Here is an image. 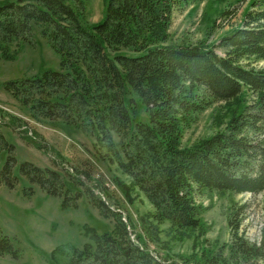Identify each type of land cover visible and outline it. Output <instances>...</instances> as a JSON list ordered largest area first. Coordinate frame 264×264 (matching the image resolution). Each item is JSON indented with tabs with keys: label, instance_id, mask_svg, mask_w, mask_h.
<instances>
[{
	"label": "trees",
	"instance_id": "trees-1",
	"mask_svg": "<svg viewBox=\"0 0 264 264\" xmlns=\"http://www.w3.org/2000/svg\"><path fill=\"white\" fill-rule=\"evenodd\" d=\"M188 1L201 0H105L102 18L92 24L82 19L85 0L0 1V50L5 53L12 41H27L36 25L58 57L57 70L6 80L3 89L32 118L65 130L85 123L109 151L112 134L117 135L122 158L116 162L130 185H116L125 196L136 188L152 207V222H167L178 233L202 224V208L192 198L195 189L264 194V139H257L264 133V67L240 62L264 61V10H247L240 26L218 38L221 54L200 44H163L172 10ZM256 1L250 6H264V0ZM243 90L253 93L254 101L232 111L224 129L181 146V127L193 113L213 101L238 102ZM12 149L0 131V184L12 188L20 174L47 195L60 197L61 207L74 208L85 195L112 220L109 230L92 232V244H85L71 264H257L264 258V241L255 246L240 237L228 247V261L208 254L179 261L155 257L106 188L89 184L88 172L76 176L21 161L15 173ZM4 253L13 249L2 237Z\"/></svg>",
	"mask_w": 264,
	"mask_h": 264
},
{
	"label": "rangeland",
	"instance_id": "rangeland-1",
	"mask_svg": "<svg viewBox=\"0 0 264 264\" xmlns=\"http://www.w3.org/2000/svg\"><path fill=\"white\" fill-rule=\"evenodd\" d=\"M250 1L180 2L172 10L168 37L163 44H200L213 47L221 54L215 47L218 38L240 26L247 10H264L262 5L251 7ZM256 2L261 3L260 0ZM104 6L105 0H85L83 21L86 24L99 21ZM119 52L133 54L126 49ZM240 62L247 67H264V61L252 58ZM44 69L57 70L58 57L36 25H31L27 41H12L5 53L0 50V131L13 145L11 155L15 159V173L21 161L40 168L65 170L76 176L79 171L88 172L89 184L99 182L106 188L110 201L116 203L124 221L130 222L147 250L158 258L168 256L179 261L180 256L198 259L208 254L228 261V247L234 244L236 237L255 246L264 241L263 192L235 194L195 189L193 201L202 208L199 228L178 233L167 222L153 223L149 216L152 207L141 192L133 188L125 196L116 185V181L130 185V177L122 173L116 162L117 157L122 158L121 140L117 135L112 134L113 150L109 151L85 123L65 130L50 121L32 118L27 107L2 87L6 80L30 77ZM241 94L238 102L213 101L193 113L181 127V146H189L224 129L232 111H239L254 101L253 93L243 90ZM257 139H264V133ZM35 144H40V148ZM3 157L0 153V165ZM112 223L110 218L98 213L85 195L77 201L76 207L64 208L60 206V197L47 195L17 174L12 188L0 184V239L5 237L13 249L11 254H0V264H71V258L85 244H92V232L109 230ZM128 234L135 242L134 232ZM257 264H264V258Z\"/></svg>",
	"mask_w": 264,
	"mask_h": 264
}]
</instances>
